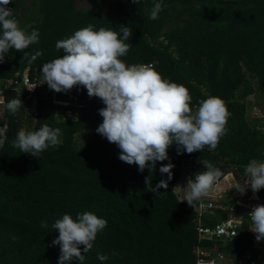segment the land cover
<instances>
[{
  "label": "trees",
  "instance_id": "obj_1",
  "mask_svg": "<svg viewBox=\"0 0 264 264\" xmlns=\"http://www.w3.org/2000/svg\"><path fill=\"white\" fill-rule=\"evenodd\" d=\"M74 2L12 0L8 7L20 26L31 24L39 31V42L25 51L42 55L29 64L23 52L10 50L0 63V87L23 72L44 82L43 64L63 55L56 42L89 24L97 31L104 27L117 32L125 25L132 31L126 41L132 47L119 59L126 65L152 64L162 78L185 85L193 111L209 96L222 98L231 113L228 132L215 150L205 146L178 154L171 146L169 159L157 162L151 173L155 186L167 179L159 172L161 165H174L168 188L160 189L167 191L162 198L146 191L148 169L141 173L138 166L122 162L120 149L96 132L103 122L98 110L105 105L98 97L90 98L86 88L33 96L24 88L2 89L0 128L7 127L0 133L5 141L0 147V264H58L60 246L52 241L59 232L52 225L64 214L75 219L85 211L107 220V226L84 254V264H193L197 247L228 258L248 255L264 261V250L252 242L254 233L246 222L229 240L197 241L196 215L173 190L186 162L192 175L204 170L198 161L206 159L237 181L247 179L244 169L251 159L264 162V128L245 118L249 96L261 100L257 105L264 112V0H162L157 19L149 17L159 0H87L83 9ZM67 95L76 97L77 107L51 103L53 97L64 101ZM14 97L27 112H8L4 105ZM45 122L61 129L60 146L49 147L40 157L11 147L21 128L39 130ZM257 195L264 202V188ZM231 204L226 198L219 212ZM220 219L208 214L200 218L203 226ZM42 222L48 227L42 228ZM97 253L107 259L99 260Z\"/></svg>",
  "mask_w": 264,
  "mask_h": 264
},
{
  "label": "clouds",
  "instance_id": "obj_2",
  "mask_svg": "<svg viewBox=\"0 0 264 264\" xmlns=\"http://www.w3.org/2000/svg\"><path fill=\"white\" fill-rule=\"evenodd\" d=\"M11 2L0 0V63L10 50H15L23 52L22 58L31 64L42 53L36 51L30 55L25 50L39 42V31L31 24L20 26L14 10L8 7ZM132 3L139 4L140 0H132ZM162 10V0L155 2L149 18L157 19ZM94 28L89 24L56 42L57 51L63 50V55L43 64V81L57 93H67L82 86L90 98H100L105 107L98 110L103 122L96 132L120 149L118 158L122 162L138 166L141 173L148 169L146 191L163 198L167 191L160 192V189L168 188L174 165L171 162L162 164L159 172L162 176L167 174V179H161L153 186L151 173L156 170L157 162L169 159L168 149L173 145L178 154L203 151L205 146L215 150L228 132L226 125L231 113L226 102L218 96L201 100L193 111L190 107L192 97L185 85L162 78L152 64L126 65L119 57L126 56L132 47L126 42L132 36L129 27L120 25L119 32ZM4 107L13 115L21 108L27 112L20 98L8 100ZM6 127L0 128V133L6 131ZM61 136L59 127H50L45 122L39 130L21 128L11 147L40 157L49 147L60 146ZM4 143L0 139V147ZM198 162L204 170L197 172L194 178H187V186L182 187L181 202L186 201L194 208L202 204L213 185L223 176L221 169L210 161ZM244 175L247 177L245 183H236L233 188L244 195L250 187L253 198L258 199L255 194L264 188V162L251 159L245 166ZM247 216L251 221L249 230L255 234L256 241H264V204L252 206ZM106 226L107 220L91 211L77 213L75 219L70 214L56 219L52 228L58 230L59 235L52 245L60 246L58 264H73L74 259L84 264V254L93 248L97 234ZM41 227L47 228L48 225L42 222ZM12 239L15 241L16 237ZM97 258L101 261L107 259L100 253Z\"/></svg>",
  "mask_w": 264,
  "mask_h": 264
},
{
  "label": "built area",
  "instance_id": "obj_3",
  "mask_svg": "<svg viewBox=\"0 0 264 264\" xmlns=\"http://www.w3.org/2000/svg\"><path fill=\"white\" fill-rule=\"evenodd\" d=\"M24 88L27 94L33 96L35 93L40 95H53L57 93L54 90H50L48 85L44 82L36 79L30 80L25 72L17 74L14 78L4 82L0 87V93L2 89H13L15 91ZM2 98L0 97V104ZM52 104L61 106L72 105L76 106V97L73 95H67L64 101H61L58 97H53L51 100ZM188 165V172L183 182L182 187L187 186V178H194ZM231 180L229 182V179ZM246 180L243 181V184ZM231 183V184H230ZM235 185V179L230 176V173L225 174L215 183L208 195L203 199L202 204L197 205L195 208L189 206L186 201L183 203L192 210L196 215V237L197 241H225L235 237L237 229L242 222L251 224L250 218L247 214L250 212L252 206L258 204H264V202L255 194L258 199L253 198V193L250 187L247 189L250 194L245 197H241L233 186ZM235 189V191L233 190ZM180 201L183 199L184 191L182 188ZM178 197V196H177ZM228 198L233 200V204L227 205L222 214L221 209L223 208V201ZM204 214L218 215L221 217L217 223L212 226H203L201 224V216ZM252 242H256L255 234L252 235ZM257 243V242H256ZM258 247L264 250V241H260ZM193 264H264L263 260L250 258L248 255L236 256L234 258H228L227 255L222 254L213 249L199 248L194 250V263Z\"/></svg>",
  "mask_w": 264,
  "mask_h": 264
},
{
  "label": "rangeland",
  "instance_id": "obj_4",
  "mask_svg": "<svg viewBox=\"0 0 264 264\" xmlns=\"http://www.w3.org/2000/svg\"><path fill=\"white\" fill-rule=\"evenodd\" d=\"M74 5H75V8H77V9L86 8L87 7V0H75ZM257 103H261V100L255 98L254 96H249L246 99L245 118L249 123H251V124L254 123L257 126L264 128V112L261 110V107L257 105ZM187 172H188V164L186 162L183 164L180 178L178 179V181L175 184V188L176 187L177 188L174 191L176 193V196H178L177 198H180V195H182L181 194V191H182V185L181 184H183L185 177L187 175ZM230 176L234 179V177L231 173H230ZM228 179H229V177H228ZM244 180H240V181L235 180V184L240 182V184L243 185ZM230 181L231 180L229 179V182ZM233 190L235 191V189H233ZM248 194H250V193H249V191L246 190V193L244 195H240V196L245 197Z\"/></svg>",
  "mask_w": 264,
  "mask_h": 264
}]
</instances>
